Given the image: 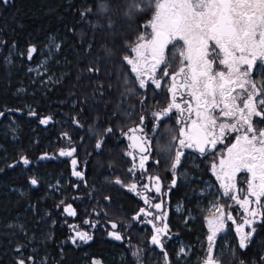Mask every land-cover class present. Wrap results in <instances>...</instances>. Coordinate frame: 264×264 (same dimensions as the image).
Listing matches in <instances>:
<instances>
[{
  "label": "trees",
  "instance_id": "16d2710c",
  "mask_svg": "<svg viewBox=\"0 0 264 264\" xmlns=\"http://www.w3.org/2000/svg\"><path fill=\"white\" fill-rule=\"evenodd\" d=\"M101 2H111L123 9L128 0H7V3L0 0V59L8 57L9 54L12 57L13 48L27 58L30 48L37 51L46 45L50 36L59 34V57L72 68L71 65L76 61L65 47L70 50L74 48L80 53L86 51L85 46H78L76 33L85 19L93 21ZM141 19L134 22L131 29L133 31L129 32L131 36L136 34V26ZM102 30L96 29L94 36H91L89 31V37H85L84 45L87 47L89 44V54H96L95 51L101 48V38V44H107L106 38L103 37L107 31L105 28ZM120 45L118 47H121ZM119 51V54L124 55V47L116 52ZM101 53L103 54L102 50ZM89 54L83 53L82 58L85 59ZM85 63L84 61L83 64ZM88 64L86 63V66L91 68L92 65ZM111 66L119 68L126 75L124 65L119 63V60H114ZM6 68L5 63L0 60V74L3 75L0 80V110L2 107L8 110L19 109L17 103L26 100L35 107L36 113H42L44 116H13L19 124L18 142L14 144L10 140L11 137L3 135L0 129V187L4 189V192L0 191V264H19L21 260L24 264H37L33 261V254L29 252L30 248H35L37 239L41 240L39 246L41 251L45 252L46 261L42 264H162L160 257H151V251L140 259L130 257V247L136 245L145 248L142 242L146 243L147 238L139 237L136 228L126 230L127 227L120 226L133 224V217L143 204L126 189L136 178L127 173L128 164L122 156V144H112V157L109 145L104 147L102 154L93 151L97 132L102 131L109 122H103V116L93 117L92 107H88L84 116H77L76 120V116L61 114H65L67 110L69 112V108L63 106L61 101H65L64 93L68 87L74 85L70 73L51 91H45L42 95L33 88H29L25 95H17L20 87L18 79L13 76L6 77ZM89 72L84 71L83 81L88 82ZM77 87L81 91L82 86ZM54 101H60L62 106L53 105ZM89 101L90 96L85 98V104ZM47 117L51 119L46 124L41 123V120ZM128 123L126 121L113 128L118 132L117 128ZM72 148H75L77 161L85 166L82 180L78 182L71 179L68 160L48 159V155L57 150ZM5 154L10 159L8 163L3 161ZM44 155L45 158L39 161V157ZM22 157H26L30 163L23 164ZM57 175H63L69 180L63 203L50 197L47 188L51 182L50 178L55 179ZM33 178L38 181L36 185L31 183ZM117 179L123 183L115 185ZM190 187L196 188L195 185ZM187 190L189 189H186L183 183H177L175 191L170 195V203L179 199L185 200L190 193ZM2 193L4 196H1ZM65 203L76 211L75 220L88 221L89 225H94L90 231L92 238L88 242L80 245L67 243L70 232L65 225ZM186 203L197 213L198 222L194 225L200 227L202 210L194 200ZM113 223L117 225L116 229L120 228L118 232L121 233V242L116 243L115 239L108 238ZM168 224L174 233L187 242L195 245L197 237L202 239L200 228L193 227L192 232L180 229L173 215H169ZM255 229L246 248L240 249L232 244L227 250L216 254L218 264H264V224L256 225ZM25 233L33 237V240L25 238ZM112 247L116 251H112ZM165 249L173 262L169 242L165 244ZM20 252H23V255L19 256ZM120 253H123L121 257Z\"/></svg>",
  "mask_w": 264,
  "mask_h": 264
},
{
  "label": "snow or ice",
  "instance_id": "6c2138e0",
  "mask_svg": "<svg viewBox=\"0 0 264 264\" xmlns=\"http://www.w3.org/2000/svg\"><path fill=\"white\" fill-rule=\"evenodd\" d=\"M4 2L7 3V0ZM108 7L102 2L99 11L106 12ZM149 8L153 13L152 19L144 27L151 31L139 34L134 46L132 43L126 44V49L135 53V57L124 55L123 60L131 67L142 89L153 85L155 89H162L171 81L167 87L171 102L161 113L154 112L152 115L168 116L175 109L176 122L183 125L174 131L170 130L171 142L164 149L171 153L175 147L173 142L178 141L179 148L175 150L172 168L180 164L184 154L180 149H195L207 158L209 155L215 156L220 151L217 145L224 144L231 137L230 146L225 145L227 158L220 159V173H217V179L223 181L227 178L226 183L222 182L223 194L235 201L249 217H264V127L259 126L264 123V82L257 89V82L250 76L257 61L264 64V0H129L125 14L132 17ZM34 51L35 48L29 49V59ZM145 64L150 66V83L142 78ZM177 64L178 70L170 71ZM178 89L182 91L178 93ZM237 89L240 91L237 92ZM178 94L183 107L177 102ZM49 119L51 117L42 119L41 123L46 124ZM140 119L143 123L144 117ZM107 131L111 132L112 129ZM136 131L137 128L129 129L132 133ZM64 135L67 136V133ZM130 139L133 144L129 147H138L141 153L148 151L143 138L133 135ZM100 147L98 143L97 148ZM74 151L75 148L71 151L62 149L60 155L71 156ZM126 154L132 155L131 152ZM148 159V155H141V169L145 168ZM22 160L25 165L30 163L26 157H22ZM76 163V160L72 161L73 165ZM216 168V163H213L214 172ZM132 171L129 169V172ZM238 173L245 177L246 188H239V192L244 194L242 196L232 194L237 189ZM73 174L81 176L78 171ZM151 179L155 182V192L159 193L160 178L155 176ZM31 183L36 185L38 181L33 178ZM116 183L123 182L117 179ZM138 183L139 180L132 183L130 190L135 191ZM142 187L151 191L148 184ZM249 197L255 198V209H250L253 201ZM145 203L157 210L162 208L161 203L151 204L148 198H145ZM216 210L221 218L226 215L227 220L235 223L231 212L226 214L223 205L217 204ZM64 211L76 215L71 205H67ZM140 212L145 213V209H140ZM146 215L153 216V220L146 221L149 224L162 218L151 212ZM208 223L211 229L207 237L208 255L202 264H218L213 255L214 240L217 233L225 230V224L219 218L216 223L213 220ZM253 223L254 219H244L236 229L240 233L239 246L242 249L247 247L256 230L252 227L251 231L245 233L243 226ZM70 227L79 228L78 225ZM112 227L116 228L117 225L113 223ZM153 227L155 234L151 237V243L160 246L163 251L164 242L160 236L167 235L168 225L164 223L162 227ZM110 235L121 239L118 233ZM76 236L85 243L92 238L82 231H76ZM180 252H184V249L181 248ZM133 255L138 256L139 253L134 252ZM164 256L167 260V252H164ZM19 264H24V261L21 260Z\"/></svg>",
  "mask_w": 264,
  "mask_h": 264
},
{
  "label": "rangeland",
  "instance_id": "374dc122",
  "mask_svg": "<svg viewBox=\"0 0 264 264\" xmlns=\"http://www.w3.org/2000/svg\"><path fill=\"white\" fill-rule=\"evenodd\" d=\"M102 3V2H101ZM99 3V5L101 4ZM129 3V0L127 2V5ZM108 10L106 12H100L99 11V5L96 14H94L93 21H90L89 19H85L83 22L81 28H79V32L76 33V39H77V44L80 46V48H83L85 46L84 52H78L74 48L70 50L69 47H65L66 50L71 54L74 58L76 63L74 65H71L72 68H70L69 63L67 64L62 57H59L60 55V46H61V41L59 40V34H56L55 36H50L47 39L46 45H44L42 48H40L37 51L32 52L31 54V59H29V55L27 54V58H24V56L16 51L15 48L11 50L12 52V57L10 56L11 54L8 55V57H2L0 60H2L5 63L6 68V73L4 74L6 77H16L18 79V84H20V87L17 91V95L22 94L25 95L28 93L29 88H33L34 91L38 92L39 95H42L45 93V91H51L55 86H57L59 83H61L69 73L70 76L73 77L74 79V85H71L68 87V89L65 91V101H61L63 106H67L69 108L68 110L63 114L64 116H76L74 119H77V116H84V112L87 110V108L92 107V116H103L104 121L103 122H109L102 131H98L96 136L98 137V140L101 142H107L110 141L111 138L108 135L109 133L106 131L108 128L111 126H116L123 124V122L128 121L129 123L124 126H120L117 128L118 132H120L121 138L125 141L127 151L126 153L131 152L132 155H127L129 156L131 162H132V174H138L140 176V181L137 184V188L135 191L130 190V186L128 187L129 193L134 194L136 198L139 200H142L143 197L146 195L150 201L151 204L155 203H161L162 209L156 210L154 207H150L149 204L145 203V198L142 200L145 204L147 205L145 209V213L140 212V216L136 217L133 220V224H149L146 221L148 220H153L152 215H146L147 212H151L155 215L162 216L161 219L158 222L157 220L153 221V224L156 227H162L164 223H167V218L168 215L170 214V210L179 216L183 221V223H186L187 221H193L194 216L192 215V211L190 209H186L182 204H177L174 205L173 207H170L164 202V195L167 194L169 191L168 189L173 188L174 186L172 184H169V188H167L166 191H163L164 195H158L156 194L152 196L147 195V189H144L142 187L143 184H148L149 189H151V192H155V182L151 179V177L154 176H145L144 171L146 169V165L149 162V159L145 161V168L141 169L139 167L140 163V157L141 155H148L150 156L151 148H150V140L153 138L154 132L158 133V124L160 121L165 122L167 118H172L173 116H164L161 115L159 117H154L152 114L154 112L161 113V106L158 104L154 103H144L142 100L138 97V86L139 82L136 80V83H131L127 80L123 72L119 68L112 67L111 64L114 60H119V63L124 65V68L128 75L130 77L129 73L131 72V67L126 64V62L123 60L124 55H129L130 58L135 57V53H131L128 49H126V44L132 43L134 46V43L136 42V38L139 34L142 33V22H143V17H146V13L149 11H152L150 8L146 9L143 12H137L134 16L129 17L125 13L127 11V5L123 9H119L120 6H116L112 4L111 2H106ZM153 14V13H152ZM113 15L116 17L114 18ZM139 23L136 26V34L135 35H130L129 32L133 31V24L135 21L138 19ZM116 24H121V26L116 27ZM148 24V23H147ZM146 24V25H147ZM107 31L105 32L106 35L103 37L106 38V43L101 44V37L100 39V49L98 48L95 52L96 54H89V44H85V37H89V31L91 33V36L95 35V30L99 29L102 30L104 29ZM150 32V29L147 28ZM103 31V30H102ZM106 36V37H105ZM125 38V39H124ZM120 42V40H122ZM105 42V41H104ZM123 43L125 45H123ZM121 44V45H120ZM120 45L121 47H118ZM118 47V48H117ZM122 47H124L125 51L123 52L124 55L119 54V52H116L118 49L122 50ZM114 48V50L112 49ZM101 50L103 54L101 53ZM88 52V56L83 59L82 54ZM14 57V58H13ZM15 59V60H13ZM114 59V60H113ZM22 61L24 63H22ZM84 61L92 67L89 68L83 64ZM67 65H66V64ZM2 64V62H1ZM85 70H89V75L90 78L88 79V82L83 81L82 79L84 78L83 74ZM65 72V73H64ZM121 72V73H120ZM132 73V72H131ZM135 76V74H133ZM1 75L0 74V80H1ZM102 77H105L106 79H103ZM136 78V77H135ZM110 80L111 82H108ZM133 80V78H132ZM83 83H82V82ZM1 83V81H0ZM77 86H82L81 91ZM78 88V90H77ZM140 88V87H139ZM83 89V90H82ZM86 92V95H85ZM63 94V96H64ZM90 96V101L85 104V98H89ZM32 97V96H31ZM32 99V98H31ZM60 101H54L53 105L55 106H62ZM90 105V106H89ZM159 106V107H156ZM17 106L19 109H12L8 110L6 107H2L3 109L0 110V129L3 131V135H7L11 137V142L14 144L15 142H18V137H17V132L19 130V124L13 116H44L42 113H36L35 107L29 103V101L22 100L17 103ZM45 108V105H44ZM167 108V107H166ZM71 110V112H70ZM35 113L32 115L31 113ZM2 116H5L3 118ZM141 116L144 117L143 123H141ZM176 117H174L176 121ZM4 119V120H3ZM137 121H139V127L136 125ZM146 123V125L144 124ZM169 123V122H168ZM166 125H161L162 126V150L164 153L167 151H164L165 147L169 145L171 142V139L168 140V138L171 136L170 130H173V128H170V123ZM177 124V122H176ZM137 127H136V126ZM110 126V127H109ZM146 126V127H145ZM178 128L183 126V125H178ZM117 127V126H116ZM132 128H137V131L135 133L129 132V129ZM139 129H143V131H140ZM146 129L148 131L146 133ZM106 131V132H105ZM174 131V130H173ZM101 134V135H100ZM133 135H137L140 138L144 139L145 145L148 147V151L145 153H141L137 151L136 149L129 147L130 146V137ZM66 138L65 136H63ZM62 137V138H63ZM97 139V138H96ZM191 151H196L195 149H188ZM2 149L0 148V151ZM62 150V149H61ZM57 150L53 154L48 155L49 160H59V159H64L68 160L70 164V174H71V179L73 182H78L82 180V175L85 170L84 163L80 164L76 157L74 151L71 156H62L60 155V151ZM65 151H71V149H63ZM176 150V149H175ZM173 153V152H172ZM196 153V152H195ZM194 154V153H193ZM167 155H169V152H167ZM195 155V154H194ZM196 157V156H195ZM45 158L44 156L39 157V161L43 160ZM227 156H225L223 159H226ZM222 159V158H220ZM217 162V168L216 171L214 172L212 170V167L210 169V176L213 178L209 181H205L200 189L194 192L195 194V199L198 200V204L202 205L204 207L203 214H204V225L207 224L209 220H217V218L220 217V213L216 210V205H223L224 206V211L227 214L228 212H231L233 219L235 220V223L232 221L227 220L226 215L224 216V224L227 227L228 224L231 227V232L228 229L227 232H225L224 235H228L227 240L221 241L220 237L223 235V232L217 233L215 240H214V247H213V254L215 248H218L217 246H224L225 248L227 247L228 242L233 238L234 232H236V242L239 246V240H240V233L236 231L237 227L242 224L244 219H254V223L249 226V225H244L243 226V231L245 233L249 232L253 226L256 224H264V217L257 216L255 218L249 217L247 213L244 212V210L235 203V201L229 199L228 197L224 196V189L222 187V182L226 183L227 178L225 177L224 180H219L217 179V173H220V168H219V161ZM76 160V164L73 165L72 161ZM4 163H8L10 161L9 157L7 154L4 155L3 159ZM23 163V160H21ZM15 164V163H14ZM13 164V165H14ZM24 164V163H23ZM135 165V167H133ZM74 171H78L81 173V176H76L74 175ZM171 171V174L173 172V177L177 176L179 172V165L175 169L171 167L169 170ZM164 176V175H163ZM141 177H143L141 179ZM51 182L50 185L47 187L48 192L50 197H53L57 199V202H62L65 199L67 187L69 186V180L64 177L63 175H57L55 179L50 178ZM237 189L234 190L232 194L235 195H244L243 193L239 192V188H245V185L240 184L237 182ZM171 185V187H170ZM75 186V184H74ZM164 190V188H163ZM0 191L4 192V189L0 187ZM4 196V193L1 194V196ZM153 196L157 197V199H151ZM164 196V197H163ZM250 200L253 201V203L249 206L250 209H255L257 205L254 203L255 198L254 197H249ZM1 202V201H0ZM67 206V203H65V206H63V212L66 216V222L65 225L69 229L70 235L67 239V243L71 245H80L85 242H82L79 240V238L76 236V231H82V232H87L91 236V230H93V224L89 225L88 223L85 224L84 222H80L75 220L77 218V214L75 216L69 215L64 211V208ZM201 206V207H202ZM231 206V207H229ZM73 209V208H72ZM74 210V209H73ZM75 211V210H74ZM76 212V211H75ZM166 214V216L162 215ZM132 224V223H131ZM130 223L126 224V226H120V228L124 227H129L131 226ZM70 225H78V229H73L70 227ZM119 227V226H118ZM225 227V228H226ZM120 228H113L110 230L108 233V238L109 239H115L113 235H110V233H118L121 235L120 232H118V229ZM169 229V228H168ZM227 233V234H226ZM211 234V230H207L205 234V248L203 250V256L201 259L200 264H202L203 259L208 255L207 252V247H208V241L207 237L208 235ZM230 235V236H229ZM25 238L29 240H33V237H29L27 233L23 235ZM173 235L172 233L169 234L167 233L165 239H160L166 243L172 239ZM250 240V239H249ZM75 241V243L73 242ZM114 242V241H113ZM115 242H121L120 240L115 239ZM249 242V241H248ZM172 244L176 247L177 254L180 256L181 261L180 264H195L194 259L190 258V251L185 244H182L179 240H173ZM35 248H30L29 252L30 254H33V261L34 263L37 264H42L46 261L45 257V252L44 250L41 251V240L37 239V242L35 244ZM240 247V246H239ZM183 248L184 252H180V249ZM241 249V248H240ZM112 251H116L114 247L111 249ZM159 250H161V247L159 246ZM133 252L138 253L137 251L133 250ZM132 252V253H133ZM163 252H166L164 249L163 245ZM119 254V252H117ZM187 253V254H185ZM120 253V257H121ZM23 255V252H20L19 256ZM156 256V255H155ZM161 263L162 264H170V260L168 258L167 254V260H165L164 254L161 255ZM119 257V256H118ZM35 259V260H34Z\"/></svg>",
  "mask_w": 264,
  "mask_h": 264
},
{
  "label": "flooded vegetation",
  "instance_id": "af4514ba",
  "mask_svg": "<svg viewBox=\"0 0 264 264\" xmlns=\"http://www.w3.org/2000/svg\"><path fill=\"white\" fill-rule=\"evenodd\" d=\"M151 19H152V11H149L148 13H146V17H143L142 28H141L142 33L149 32V30L147 28H145L144 26ZM150 31H151V29H150ZM149 70H150V66L148 64H145L144 65V75H143L142 78L145 79L146 81H148ZM176 70H178V64L177 65H173V68L170 71L175 72ZM129 75H130V77L133 78V80H132V78H129L127 73H126L125 77L127 78V80L129 82H131V83L138 84L136 82L137 79L135 78L133 73L130 72ZM250 76H251V79L253 81L257 82V89H259L260 86H261V82H264V64H261L259 61H257V64L253 66V68H252V70L250 72ZM165 79L168 80V78H165ZM177 79L180 80L179 77ZM148 82L150 83V81H148ZM170 83H171V81L169 80L168 84H166L165 87L162 88V89H155L154 85L152 87H146V88H143V89L139 88V86H138V97L144 103L149 102V103L158 104L159 106L162 107L161 110H163L171 102V94L167 91V87L170 85ZM248 87H250V86H248ZM180 91H182V90L178 89V93ZM239 91L240 90L237 89V92H239ZM177 102L181 103L182 107L184 106L182 101H181V98H180L179 94L177 95ZM193 104H194V102H193ZM159 106L156 105V107H159ZM185 115H187V113H185ZM168 116H173V117L172 118H167L166 120H164L165 122L160 121L158 126H157L158 127V130H157L158 133L154 132L155 136L153 138H151V140H150V142H151L150 143L151 152H150V156H149L150 159H149V162L147 163L146 169L144 171L145 176H154V177L158 176L160 178L159 184H160L161 191L159 193H156V192L153 193L151 191H147V195L148 196H152L154 194H156V196L164 195L163 191H166L167 188H169L168 187L169 184H172L174 186L173 188L168 189L169 192L164 195L165 197L163 196L165 198L164 202L170 207V209L174 205L182 204L186 209H190L192 211V215L194 216V220L193 221H187L186 223H183L182 222L183 220L179 216H177L172 211V209L170 210V212H169L170 214L169 215H173L174 216L175 220L179 224L178 227L180 229H186V230L192 232L193 227L200 228L201 229L202 239L197 237L196 240H195V245L193 243L185 241L180 235H178L177 233H174L172 231L171 227L168 224V220H169V215H168V218H167V225H168V228H169L168 229V233L169 234L172 233V235H173L172 239L170 241H168L169 245H170L171 252H172L173 262L171 261L169 256H168V258L170 260V264H180L181 258L177 254L176 247L172 244L173 240H175V241L179 240L182 244H185V246H187L189 248L190 258L194 259L195 264H200L202 256H203V250L205 248V234H206L207 230H211V229H210V226H209L208 222H207L206 225H204L205 220H204L203 211H202V218H201V221H200L201 222L200 227L194 225L195 222L196 223L198 222V218L196 216L197 213L195 212L194 209L190 208L187 205L186 202L187 201L188 202H190V201L192 202L194 200L195 204L197 206H199L200 210L204 209V207L202 205L198 204V200L195 199L194 192L197 191L198 189H200L205 181H209V180H211L213 178L212 176H210V169L212 167V164L213 163L217 164V162H218V160L220 158H224L225 156L228 155L227 148H226L225 145L228 144L230 146L229 140H231L232 138L229 137V140H226L224 144H218L217 147L219 148L220 151L217 152L215 154V156L209 155L207 158H205L203 155H201L198 151H195L196 152L195 153L194 151L187 150L186 148L180 149L184 153L181 156V161H180V164H179V170L181 172H179L177 176L173 177V172L171 174V171H169V170L171 169L172 164L174 163L173 156L175 154V149L179 148V144H178V141L173 142L174 145H175V147H174V149L172 151L173 153L171 152V153H169V155H167V152L166 153L163 152V150H162L163 146L161 145L162 144V135H161L162 134V126L161 125L163 123H164L163 125H166L169 122L170 125H171L170 128H173V130L178 129V126H177L176 121L174 119V117L177 116L176 110L173 109V111ZM144 124L146 125V123H144ZM136 125L139 126V121L136 123ZM259 126L260 127H264V123H260ZM110 129H112L111 132H108L107 130L106 131L109 133L108 135L110 136L111 140L107 141V142H101V141L98 140V137H97V139L95 140L96 144L93 147V151L96 154H102L103 151H104V147L106 145H109V147H111V151H112V152H110V156L112 157V156H114V151H113L114 150L113 149L114 144L117 146L116 143H121L122 144V152H123L122 156H123V158L126 160V162L128 164L127 173L130 174L131 177L136 178V180L134 182H136L137 180L140 181V176L138 174L134 175V174H132V172H129V169H132V162H131L129 156L126 155L127 148H126L125 141L121 138L122 134L118 133L113 128V126H111ZM146 133L150 134V133H148L147 129H146ZM135 136L138 137L137 135H135ZM170 139H171V136L169 137L168 140H170ZM98 143H100V145H101L100 148H97V144ZM112 144H113V146H112ZM132 144H133V140L130 139V145H132ZM132 148H134V147H132ZM137 151H139V150H137ZM244 179H245L244 175L239 174V173L237 174V177H236L237 182H239L242 185H245V188H246V184L244 183ZM173 181H175V183H173ZM177 183H183V185L186 186V189H189V190H187V192H190V193L185 198L186 202L183 199H179L178 201H176L174 203H170V201H169L170 195H171V193L173 191H175ZM115 185H119V184L115 182ZM192 185H195L196 188L190 187ZM170 187H171V185H170ZM163 188H164V190H163ZM126 189H127L128 193H129L128 188H126ZM154 191H155V189H154ZM130 194L134 195L132 193H130ZM174 195H176V193ZM146 197L147 196L145 195L143 197V199L146 198ZM142 200H139V198H138V201H141L142 204H143L144 202ZM146 207H147V205L143 204L142 208L144 209ZM161 209H159V211ZM139 216H140V210L137 212V214L134 217H139ZM134 217H133V220H134ZM219 219H224V217H222V218L219 217ZM158 221L159 220H157L156 222H158ZM213 222L216 223L217 220H213ZM153 225H154L153 223L152 224H140V225L137 224V223H134V224H131V226L127 227L126 230H128V229H130L132 227L136 228V230L138 231L139 237L146 236V238H147L146 239L147 240L146 243L144 241L142 242V246H146L145 248L137 247L136 245H133V246L130 247L129 252H130V257L131 258L140 259L145 253L151 251L153 253V256H151V257H153L154 259H156L157 257H160V259H161V257H162L161 255H163L164 252L162 250H159V246L158 245H153L151 243V237H152V235L155 234V229H154ZM255 226H253V227L255 228ZM228 229L231 232V227H230L229 224L225 228V230L223 232V235L220 237L221 241H225V239L227 240L228 235H224V234H225V232L228 231ZM235 233L236 232H234L233 233L234 236H232L233 240L231 239L228 242L226 248L223 245L222 246H217L218 248H215L214 254H213L214 256L216 254L222 252L223 250H227L228 248L231 247L232 244L238 246V244H237V242L235 240V238H236V234ZM165 237H166L165 235L161 234V239H165ZM251 238H252V235L250 237V240H251ZM250 240H249V242H250ZM249 242H248V244H249ZM166 243H164V249H165V244ZM133 250L137 251L139 253V255L138 256H134L133 255V253H134ZM165 251H166V249H165Z\"/></svg>",
  "mask_w": 264,
  "mask_h": 264
},
{
  "label": "water",
  "instance_id": "95a60500",
  "mask_svg": "<svg viewBox=\"0 0 264 264\" xmlns=\"http://www.w3.org/2000/svg\"><path fill=\"white\" fill-rule=\"evenodd\" d=\"M135 149L139 150V148H138V147H135ZM139 151H140V150H139Z\"/></svg>",
  "mask_w": 264,
  "mask_h": 264
}]
</instances>
